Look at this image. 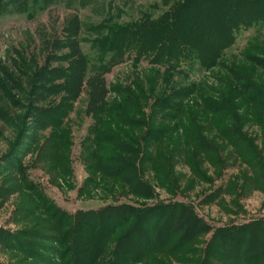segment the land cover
<instances>
[{
    "label": "rangeland",
    "instance_id": "374dc122",
    "mask_svg": "<svg viewBox=\"0 0 264 264\" xmlns=\"http://www.w3.org/2000/svg\"><path fill=\"white\" fill-rule=\"evenodd\" d=\"M254 4L250 10L259 8ZM162 5L93 0L73 10L57 4L0 15V264H75V246L87 259L91 238L59 256L69 244L71 215L92 211L95 223L103 207L118 204H174L155 210L154 220L164 216L170 228L168 220L187 209L207 230L189 237L190 228L178 225L158 250L140 255L127 234L117 253L132 252L134 264H228L214 257L218 244L236 264H254L263 254L260 225L228 230L264 223V25L235 31L225 57L204 72L126 60L103 75L100 87L80 83L71 69L75 52L64 43L73 17L79 21L73 40L92 57L84 25L156 16ZM71 72L72 85L62 90ZM67 91L76 95L61 118ZM47 116L52 123L43 121ZM137 180L149 199L134 187ZM153 233L159 244L162 234ZM212 233L219 241L208 245Z\"/></svg>",
    "mask_w": 264,
    "mask_h": 264
},
{
    "label": "trees",
    "instance_id": "16d2710c",
    "mask_svg": "<svg viewBox=\"0 0 264 264\" xmlns=\"http://www.w3.org/2000/svg\"><path fill=\"white\" fill-rule=\"evenodd\" d=\"M92 1L0 0V15L7 12H26L29 9L36 11V9L41 10L57 4H63L65 9L73 10L77 7L87 6ZM162 1L161 11L156 16L142 13L141 15L146 14V16L125 21L124 24L110 23L108 20H102L105 18L102 17L93 26L84 25L83 31L92 38H82V40L89 43L88 51L95 55L92 57L83 54L80 49V42L76 39L73 40L79 26V21L73 17L77 25L74 24V28L67 30L68 38L66 40L68 42L64 43V46L67 48L70 44L72 51L75 52L74 59L70 60L69 63L74 67L71 68L72 71L73 69L76 70L75 72L79 75L80 83L85 82L87 85H91L98 81L100 87H103L105 85L103 75L108 73L114 65L126 60H130L132 63L145 60L149 66L174 69L186 75L195 71L204 72L216 66L220 59L225 57V50L232 44L235 31L248 28L254 24L264 25V0H168L170 3L167 6L164 4L166 0ZM242 1L246 6L240 8L238 5ZM255 1L258 2L259 8L250 10V7L255 6ZM213 36V44L206 43V40H211ZM65 77L62 90L72 85L73 73H67ZM66 94L68 101L64 105V109L59 112L61 118L71 108V102L76 95L74 92L68 91ZM94 97L97 98L98 96ZM100 98H102L101 94H99L95 108L100 107L99 109H101L103 106ZM87 106H89L88 103ZM48 118L47 116L43 119L47 124L51 122ZM107 133V131L103 132L102 135L106 134V139H113V136ZM114 142L119 146L117 139ZM134 187L141 188L144 199H149V189L142 180L135 181ZM174 206V204H159L137 209L128 204L109 205L100 211L102 220L95 223H91L89 219V214L91 215L92 211L71 215L72 235L69 236L71 231H66L69 244L63 248V252L59 256L61 259H65V253L71 250L72 245L82 246V242L85 243L91 238V249L87 259L86 255L81 254L79 248L74 247L75 253L79 257L74 259L75 264H134L137 262L136 255L133 256L132 252H125L127 255L117 253L119 240L126 237L127 234L133 235L130 237V245L132 248H136L135 254L140 255L142 252L158 250L163 241H167L173 232H176L175 229L178 225L190 228L188 229L189 232H186L189 237L197 232H207L203 222L187 209L168 220L171 225L170 228H164L167 222L164 216L154 220L153 212L155 210L168 212ZM250 223L239 227H229L228 234L234 235L239 231L246 232L254 225H260L259 229L264 230L262 221ZM124 225L125 229L122 233L118 229ZM155 231H160L162 234V239L158 241L159 244H156L157 239H151V235H155L153 233ZM151 232L152 234L149 235ZM116 233L120 235L116 236ZM211 235L208 245L212 243L213 239L219 241V238H214V233ZM125 242L127 243V239ZM255 245L258 246V243ZM227 249L230 250L226 248V245L219 246L218 244L216 249L218 254H214V257L218 256L217 259H219L222 255L227 259L228 264H236L230 262ZM263 258L264 252L263 254L259 253L255 256L254 261L252 260V263L259 264Z\"/></svg>",
    "mask_w": 264,
    "mask_h": 264
}]
</instances>
